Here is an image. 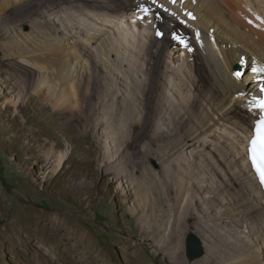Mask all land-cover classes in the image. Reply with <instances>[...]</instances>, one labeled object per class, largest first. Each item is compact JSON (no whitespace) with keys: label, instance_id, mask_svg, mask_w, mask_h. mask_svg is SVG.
<instances>
[{"label":"rangeland","instance_id":"374dc122","mask_svg":"<svg viewBox=\"0 0 264 264\" xmlns=\"http://www.w3.org/2000/svg\"><path fill=\"white\" fill-rule=\"evenodd\" d=\"M100 1L104 5L107 3V0ZM196 1L206 10H210L213 3L208 0ZM239 1L249 6L250 11L255 12L258 23L264 25V15L260 16L264 12V0ZM10 2L0 0V33L6 34L0 38V264H64L62 260L53 259L64 250L79 264H89L95 260L108 262L106 264H138L136 258L133 260L134 253L146 264H172L170 257L155 246V241L166 243L168 233H155V239L149 237L148 233L142 236L141 223L151 222L155 209L161 208L162 202L175 205L172 207L171 214L174 216L170 224L175 225L172 227L176 233L171 242L176 246L180 243L181 264H202L204 258L211 259L210 264H264V234L258 237L250 233L237 216L232 218V222H210L207 227L210 226L208 229L215 236L214 239L210 243L204 241L201 258L194 261L187 259V235L193 233L201 241L204 240L203 233L193 232L195 224L200 221L199 217H204L199 202L204 200V190L199 186L202 182L198 178L201 175L200 180L207 182L212 175L199 171L195 164L199 161L197 157L189 159L182 153L180 142L184 134L171 136L162 128L159 116L163 109L171 110L177 105L181 107L167 87V75L163 73L162 80H156L155 84L150 82L145 76L143 61L131 54L128 46L121 48L124 50L128 47L126 56L114 55L112 64H107L102 59L104 55L99 46L88 44L81 34H73V28H70L73 19L82 22L84 33L101 28L111 30L105 23L93 22L97 19L96 13H101L97 8H84L80 4L73 9L65 3V8H71V13L75 11L71 20L67 18L65 23L67 19H62L65 26L49 23H41L40 26L38 22L42 15L38 4L30 1L20 5ZM48 2L64 4L62 0H42L43 4ZM157 5L149 3L147 9L161 10ZM92 14L96 17H92ZM126 17H131L129 11ZM167 18L175 22L172 17ZM30 21L37 22L32 27L45 37L37 39L36 47L20 42L19 33L30 31L27 25H31ZM154 24L157 25L156 22ZM146 26L148 28L140 29L142 37L148 36L150 25ZM185 31H188L186 38L191 39V31ZM109 35L119 40L118 30ZM11 40L16 48L3 49L6 42L12 44ZM114 42L117 44L116 40ZM80 48H83L84 59L79 74L80 90L68 101H63L50 89L57 79L54 74L56 69L70 62L71 55L81 54ZM16 49L18 52L19 49H26L27 56H30L28 60L31 59L32 66L35 63L33 67L39 71L31 72L29 67L22 65L16 58ZM165 54L168 55L164 51V61ZM174 59L175 64L179 61L176 67H181L183 72L189 68L180 59ZM249 61H246L248 69L252 66ZM235 66L240 68L235 64L232 69ZM42 74L48 75L47 80L51 82L46 89L36 86ZM66 82L72 83L71 80ZM158 93L160 95L153 98L152 95ZM183 101L187 103L186 99ZM182 112L183 108L178 117ZM201 114L197 113L195 117ZM188 121L191 122V118L185 123ZM212 141L215 142V139ZM204 149L207 151L209 148ZM181 159L182 163H175ZM58 161H62L60 167L56 166ZM171 161L174 163L170 164ZM152 172H156L157 176ZM116 173L124 181L131 179L135 186L127 188L124 183L121 185ZM172 197L177 199L171 200ZM224 202L217 196L213 206L219 209ZM50 214L57 217L56 222L60 220L59 215L63 228L69 224L70 229L69 233H56L58 241H48V253H44V248L31 237L30 232L37 225L48 222ZM45 236L48 238L51 233ZM215 241L218 242L216 246ZM133 247L135 252L131 256L129 251ZM37 255L47 256L49 262Z\"/></svg>","mask_w":264,"mask_h":264},{"label":"bare ground","instance_id":"6f19581e","mask_svg":"<svg viewBox=\"0 0 264 264\" xmlns=\"http://www.w3.org/2000/svg\"><path fill=\"white\" fill-rule=\"evenodd\" d=\"M10 1L9 4L20 5L27 1H30L32 4H38L42 15L40 17L42 19L38 22L40 26L41 23H49L53 26H63L64 22L68 21L67 18L71 20L74 15L72 13L75 11L72 10L71 13V8H65V3L70 4L73 9L74 7H79L81 4L84 8L94 7L101 10V13H96L97 17L93 15V12V16H90H95L97 18L93 20V22L96 21L95 23L101 25L105 23L111 27V30H107L108 28H101L100 30L93 29L95 32L90 31L92 33H88L89 31L84 33V27L80 24L82 22L78 20L76 22V19H73L71 21L72 23L70 22L73 26L70 27L71 24L69 23V27L71 30L72 28L73 30H76V32H73L72 30V33L81 34V36L83 35L85 38L84 41L88 42V44L99 46L101 53L105 57H102V59L103 61H106L107 64H112V57L114 55L126 56V51L129 47V52L143 61L146 68L145 76L149 78L150 82L155 84L156 80L157 82L160 79L162 80L163 73L167 75L165 80L168 84L167 87L171 94L179 100L181 107L179 108L177 105L173 106L171 110H168L167 108L163 109L159 116L162 128L171 136L184 134L185 137L183 141L180 140L183 149L182 153L187 155L189 159L194 156L197 157L199 161L194 162L195 164L197 163L199 171H204L205 173H210L212 175L211 177L209 176V179L211 180L207 182L200 180V178H202L201 175L200 178L197 177L199 182H202V184L198 183L197 185L200 184L199 186L204 190V200L199 201L201 202V212H203L204 217H199L200 221L195 224L193 232L203 233L202 236L204 238H202L204 240H200L202 245L204 241L205 243L208 241L210 243L212 238L215 237L208 229L210 226L207 227L210 222H212V224L232 222L234 221L232 218L236 216L245 223L250 233H255L258 237L264 234V193L258 186L256 179L247 164L245 153L246 139L251 135L254 122L257 119V111L252 107L250 96H258L257 87L255 85L256 77L259 76L264 80V72L253 71L254 68H264V25H262L263 23H258V18L254 14L255 12L252 9L251 12L248 8L249 6L246 7V5L239 0H208V2H213L209 8L210 10L203 8L202 4L196 0H176L175 3H172L171 0H107L105 5L102 4L100 0H62L64 4L61 2L59 4H49V2L43 4L42 0ZM149 3H154L156 6L159 4L162 9H153V11H150L147 9ZM262 10L264 11V9ZM61 11L67 16H63ZM80 11L78 10V12ZM127 11L131 13L130 18L126 17ZM144 12H149L152 15L156 12H161V21L158 22L154 20V23L156 22L158 25L157 28L165 29L170 36L163 38L161 41H158V39L150 33H148L147 37L145 35L142 37L143 35L141 36L140 29L142 27L146 29L148 26L140 24L135 25V27H137V34L133 35L132 28L135 27L129 22V19L137 17ZM263 13H261L260 16L264 15ZM169 16L170 18L172 17L175 22L168 19L167 17ZM64 18L67 20H64ZM33 23L34 22H31V25L30 23L27 24L30 26V31L28 33H19V36L21 38L20 42L24 41L26 45L36 47L37 39L45 37L43 33L40 31L37 32V30L32 27ZM118 25L121 27L120 30L118 29ZM151 29L153 33L154 29ZM54 30L56 31L59 29ZM117 30L120 35H118L119 40L112 38L109 35ZM185 30L191 31V39L186 38V34L188 36V31ZM196 31L201 32L200 38H197ZM173 33L182 35L181 40H184V42H175L171 38ZM5 35L6 34L1 32L0 38H4ZM69 36L66 37L69 39ZM13 38L16 37L14 36ZM212 39L214 41H210ZM80 40L81 42H84L83 39ZM114 40L117 41V44ZM43 41L40 40L39 42ZM124 46L128 47L122 50L121 48ZM4 47L9 50V48L12 47L16 48V45L6 42L3 49ZM81 49L83 48L79 49L81 54H77V56L71 55L69 63H65L60 68L56 69V74L54 75L57 79L54 80L53 84L47 80L48 75L42 74L36 86L46 89L50 87V83V89H52L54 95L61 97L63 101H68L70 96L78 93L80 90L79 74L82 61L84 60L82 58ZM181 49L185 50L186 54L184 57L177 55L178 50L181 51ZM19 50V52L18 50L17 52L15 51L18 61L22 65L29 67L32 70L31 72L38 70L33 67L35 63L32 66L29 61L31 59L28 60L29 55L27 56V50ZM164 51L168 54H165L167 61L162 59ZM6 56L9 57L10 55ZM174 58H176V60L183 59L189 68L185 69L186 71L184 70L185 72H183L181 67H176V64L179 61H176L175 64ZM248 59L251 60L249 61L251 62L250 65H252L250 69H248L246 65ZM85 63L86 61L84 64ZM235 64L239 65L240 68L235 69V66L234 69H232V66ZM105 67L108 69V66L105 65ZM44 72L47 71L44 70ZM236 72L242 73L240 79L236 78ZM130 76L135 77L134 75ZM66 79L71 80L72 83H67ZM70 85H72V89ZM157 95L159 96L160 93L153 94L152 96L155 98ZM184 99H186L187 103H184ZM182 108L184 109V112L178 117V113ZM200 112L202 113L201 116L195 117V114H199ZM189 118L194 122V128L192 121L185 123ZM213 139H215V142L212 141ZM203 148L209 149L206 151L205 149L202 150ZM182 157L187 159L185 156ZM64 160L65 159H63L62 156V161ZM62 161H58L59 163L56 164V166L60 167ZM174 162L171 161L169 163L173 164ZM177 162L182 163V159L175 163ZM151 174L157 176L156 172H152ZM124 175H127V173H124ZM116 176L120 177L119 181L121 182V185L124 183L123 185L127 188L135 186L131 179L129 180V178H126L124 181L119 173H116ZM116 176L114 178H116ZM85 187L87 188L88 186ZM79 188L80 187L75 189ZM160 196L162 197V194ZM217 196H220L225 200V202L222 203L223 207L219 209L213 206ZM176 199H174V197L171 198V200ZM160 204H162L160 205L161 208L155 209V215L151 218L152 221L145 224L144 222L141 223V228L143 226L142 236L145 235V233H148L149 237L155 239V233H168L166 243H163V245L160 242L155 241V246L158 250L163 251L170 257L169 261L172 262V264H181L182 259H180L179 256L181 247L180 243H175L178 245L176 246L171 242V240L173 241L172 238L175 236L174 233H176L175 228L172 227L175 225L171 226L172 223L170 224V221L174 216L172 215V207L175 205L164 204V202ZM50 215V217H47L48 222L37 225L36 229L30 232L32 233L31 237L42 246V249L44 248L42 250L44 253H48V250L46 249L48 241L52 240L55 243L58 241L56 233L59 231H61V233H69L68 229H70L69 224H66L63 228L60 223V220L62 219L59 215L58 218L60 220L58 222L55 221L57 220V217H53L52 214ZM136 220L138 223V219ZM138 226H140L139 223ZM46 233H51V236L47 238L45 236ZM217 244L218 242H216L215 246ZM225 244H227V242ZM230 244H232V242ZM134 249L135 248L133 247V249L131 248L129 251L131 256L135 252ZM37 256L40 257L39 255ZM41 257L42 260L49 262L47 256L43 255ZM134 258H136L138 264H146L144 260H140L142 258L136 253L133 254V260ZM53 259L54 261L55 259L56 261L62 260L65 262L64 264H79V262L75 258H72L66 250L62 251L61 254H57ZM210 260L211 259L209 258H204L202 264H210ZM106 263H99L95 260L89 264Z\"/></svg>","mask_w":264,"mask_h":264},{"label":"snow or ice","instance_id":"6c2138e0","mask_svg":"<svg viewBox=\"0 0 264 264\" xmlns=\"http://www.w3.org/2000/svg\"><path fill=\"white\" fill-rule=\"evenodd\" d=\"M171 2L175 3L176 0H171ZM157 35H160V33H157ZM181 43H183V41H181ZM253 71L264 72V68H254ZM235 76L237 79H240L242 73L236 72ZM262 91H264V89H262ZM257 106L261 112L264 113V99L260 100ZM250 144L249 154L252 165L259 174L261 183L264 184V115L260 116L259 123L255 125V134Z\"/></svg>","mask_w":264,"mask_h":264},{"label":"water","instance_id":"95a60500","mask_svg":"<svg viewBox=\"0 0 264 264\" xmlns=\"http://www.w3.org/2000/svg\"><path fill=\"white\" fill-rule=\"evenodd\" d=\"M235 69H238V66ZM185 254L189 261L201 258L204 254L202 242L193 234L187 235L185 239Z\"/></svg>","mask_w":264,"mask_h":264}]
</instances>
